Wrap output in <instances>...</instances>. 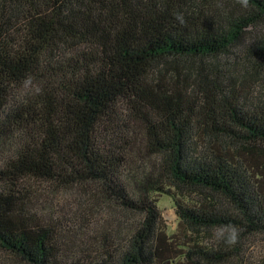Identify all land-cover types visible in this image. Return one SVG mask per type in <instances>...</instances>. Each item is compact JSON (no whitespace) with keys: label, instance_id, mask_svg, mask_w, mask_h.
<instances>
[{"label":"trees","instance_id":"16d2710c","mask_svg":"<svg viewBox=\"0 0 264 264\" xmlns=\"http://www.w3.org/2000/svg\"><path fill=\"white\" fill-rule=\"evenodd\" d=\"M3 152L0 259L225 263L203 233L234 228L237 254L264 236V0H0ZM32 185L96 193L131 230L72 258Z\"/></svg>","mask_w":264,"mask_h":264},{"label":"rangeland","instance_id":"374dc122","mask_svg":"<svg viewBox=\"0 0 264 264\" xmlns=\"http://www.w3.org/2000/svg\"><path fill=\"white\" fill-rule=\"evenodd\" d=\"M5 152L0 154L1 160ZM135 162L139 158L134 156ZM33 203L31 207L34 213L42 221L56 225L61 235L66 236L68 247L71 249L72 258L76 257L79 249L86 250L94 246L93 241L98 240L100 235L122 233L127 236L131 230L132 223L122 215L119 208L111 202L98 201L97 194L86 193L77 187L70 189H51L44 185L35 186ZM92 191V190H91ZM94 193V192H93ZM193 200H197L192 198ZM157 206L169 234H173L177 227V216L171 197L160 195L157 197ZM220 207L227 206L224 201H219ZM231 234H229L230 236ZM206 247L214 250L223 249L227 255V260L222 264H264V236H248L240 243L241 251L235 253L233 246L239 242L236 237L234 243H229L227 230L215 229L205 232L202 235ZM93 244V245H92ZM203 245V244H202ZM81 255V254H80ZM3 257V255H0ZM82 257V255H81ZM9 258V261L6 259ZM0 264H23L12 257L0 259Z\"/></svg>","mask_w":264,"mask_h":264},{"label":"clouds","instance_id":"9594fccd","mask_svg":"<svg viewBox=\"0 0 264 264\" xmlns=\"http://www.w3.org/2000/svg\"><path fill=\"white\" fill-rule=\"evenodd\" d=\"M239 2H240V4H241L242 7H245V8H246L247 5H248V0H239ZM175 19H176L179 23H181V24L184 23L183 15H182L181 13H176V14H175ZM26 83H27V84H31V80H28ZM36 91L39 92L40 89L37 88ZM235 239H236V232H235V229L233 228V230H232V232H231V235H230V237H229V241H228V242H229V243H234V242H235Z\"/></svg>","mask_w":264,"mask_h":264}]
</instances>
